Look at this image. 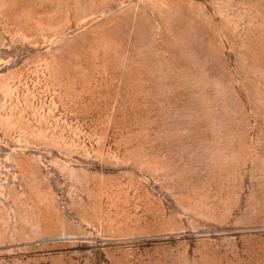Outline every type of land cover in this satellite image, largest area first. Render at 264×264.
I'll return each mask as SVG.
<instances>
[{"label":"rangeland","instance_id":"obj_1","mask_svg":"<svg viewBox=\"0 0 264 264\" xmlns=\"http://www.w3.org/2000/svg\"><path fill=\"white\" fill-rule=\"evenodd\" d=\"M0 264H264V0H0Z\"/></svg>","mask_w":264,"mask_h":264}]
</instances>
